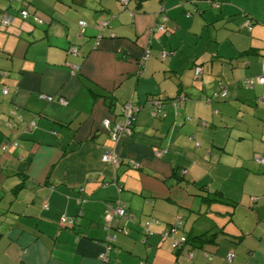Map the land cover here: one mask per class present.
<instances>
[{
	"label": "crops",
	"instance_id": "1",
	"mask_svg": "<svg viewBox=\"0 0 264 264\" xmlns=\"http://www.w3.org/2000/svg\"><path fill=\"white\" fill-rule=\"evenodd\" d=\"M25 1L33 15L13 3L0 29V264H100L107 234V264H264V187L255 196L243 184L264 177V84H242L263 72L264 0ZM216 19L221 33L200 49L196 32ZM158 24L164 32L149 31ZM220 82L226 95L204 101ZM125 102L136 108L132 133L114 141L101 122L119 119ZM246 194L254 230L227 211ZM116 199L125 215L105 230ZM203 232L217 235L172 247Z\"/></svg>",
	"mask_w": 264,
	"mask_h": 264
},
{
	"label": "built area",
	"instance_id": "2",
	"mask_svg": "<svg viewBox=\"0 0 264 264\" xmlns=\"http://www.w3.org/2000/svg\"><path fill=\"white\" fill-rule=\"evenodd\" d=\"M122 3H126L128 0H119ZM211 2V4L216 8L219 6V4L217 2H215V0H209ZM17 2L20 5V8H18L17 12L18 14L21 16L22 19H26L29 16L33 15L32 12H30L29 8H28V4L24 1V0H7V5L4 9L0 10V29H5L10 22L12 21V15L11 13H9V8L11 6V3ZM164 10V6L161 7V11ZM35 20L40 21V19H38L37 17H35ZM250 21L246 20L245 24H249ZM79 24L81 27H84V22L83 21H79ZM164 26L162 24H158L154 27H150L149 31L150 32H154V31H161L164 32ZM70 51L72 53H76L77 48L75 46H72L70 48ZM169 54V51L167 50H162L161 51V57L165 58L167 55ZM148 55V51H146L142 57V60L144 58H146ZM78 70V66L74 65L72 68V73H75ZM262 74L256 77H247L244 78L242 80V84L247 87H253V85L255 83L258 84H264V63L262 64ZM202 73V67L201 66H195L194 67V75L195 76H199ZM6 77V72L4 70H0V78H5ZM8 91L7 87H3L2 88V93L6 94ZM226 95V87L220 82L218 84L217 89L212 93L211 96H204L202 99L206 102H210L212 99L217 98V97H224ZM39 97L42 99H45L47 101H52L54 100V97L51 95H46V94H39ZM185 96H178L175 99H173V104L178 107L182 104L183 100L185 99ZM59 103L61 104H65L66 101L64 98L62 97H58L56 99ZM262 105L264 106V98L262 99ZM146 104L148 106H150L151 109V115L152 116H157L161 113V100L160 99H148ZM135 111L136 108L128 103H122L121 104V108H120V118L117 120H110L109 118H105L102 120L101 125L102 128L104 130L107 131V133L109 134V137L114 140L117 141L119 140L121 137L124 136H129L132 133V124H133V120L135 118ZM12 114L15 113L14 110L11 111ZM101 160L104 163H108L112 166H118L120 159L117 156V154L115 153L114 150L112 149H103L102 153H101ZM256 160L259 163H264V158L263 157H256ZM134 166H138L137 163L133 164ZM115 215H119V216H124L125 215V209H124V203L120 200V199H116L113 202H107V204L105 205L104 208V229L108 230L111 226L110 222L112 220V218ZM150 220H154V219H149L146 221V225H148V223L150 222ZM73 220L68 219L65 216H61L59 219L60 223H71ZM181 221L180 220H176L175 223L170 224L167 226V228H165L161 233L163 236H167L170 235L172 233H174L176 231L177 228L180 227ZM148 230V229H147ZM147 233L152 234L151 231H147ZM116 235L115 234H107L106 236V246L105 248L98 254V258L100 260V264H107L108 262V250L111 247L112 242L114 241ZM185 237H182L179 240H174L172 243V247L173 248H178L179 246L182 245V242L184 241ZM191 254H189L190 256ZM232 258V254H229L228 259L231 261ZM140 264H144V262H140Z\"/></svg>",
	"mask_w": 264,
	"mask_h": 264
},
{
	"label": "rangeland",
	"instance_id": "3",
	"mask_svg": "<svg viewBox=\"0 0 264 264\" xmlns=\"http://www.w3.org/2000/svg\"><path fill=\"white\" fill-rule=\"evenodd\" d=\"M6 5H7V0H0V10L4 9L6 7ZM219 21H220L219 19L218 20L216 19L215 21L211 22L210 24H208V23L204 24L203 25V28H204L203 34H200L199 30L196 32V36L198 38H202L201 41H203V44H202L200 49H203V48L207 47L209 44L213 43L212 38H211V40H209L208 34L214 35L216 32L218 34L221 33V30H222L221 26H219V27L216 26V23H218ZM231 21L234 22L235 25H236L235 30H239L240 31V29L238 28V26L236 24V21L235 20L234 21L231 20ZM241 25L242 24H240L239 26H241ZM241 33H246V32H243L241 30ZM195 81L196 82L198 81L197 78H196ZM259 182H261L263 184V187H264V177L260 178L259 180L257 178H254V187H248V185H247L248 183H244L243 182L244 188L246 189L245 191L251 190V194L254 193L253 195L257 196L258 195L257 191H260V189L257 190V184ZM247 196H248V194H246V197H244L242 199V201L240 200L241 198L237 197V199L234 200V202H233V203H236V204L235 205L232 204V206H230L228 208V210L227 209L226 210L229 211V212H230L231 209L234 210V214L235 215L232 214L233 215V220L231 221L232 224H237L238 226H241V227L242 226L249 227V229H251V228H253L252 225H251L253 223V221H254V226H255V219L257 217V211H252L251 210L250 205H252V203L251 202H250V204L247 203V200H248ZM229 216L230 215L227 214V219H229ZM253 230H254V228H253Z\"/></svg>",
	"mask_w": 264,
	"mask_h": 264
},
{
	"label": "trees",
	"instance_id": "4",
	"mask_svg": "<svg viewBox=\"0 0 264 264\" xmlns=\"http://www.w3.org/2000/svg\"><path fill=\"white\" fill-rule=\"evenodd\" d=\"M14 3H17V2H14ZM11 4H13V3H11ZM17 4H18V7H17L16 10H18V8H20L19 3H17ZM214 194H216V193H214ZM217 198L220 199V200L224 199L223 196L218 197V195H217ZM216 235H217V232H213V233L203 232V233L198 234V235H191V236L188 235V236L185 237V239L182 242V244L190 243V244H193L195 246H200L204 242L214 241Z\"/></svg>",
	"mask_w": 264,
	"mask_h": 264
}]
</instances>
